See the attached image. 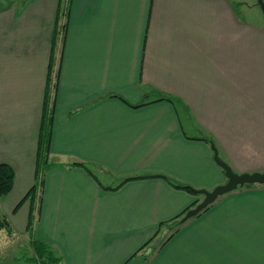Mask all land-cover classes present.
I'll use <instances>...</instances> for the list:
<instances>
[{
	"label": "crops",
	"instance_id": "crops-1",
	"mask_svg": "<svg viewBox=\"0 0 264 264\" xmlns=\"http://www.w3.org/2000/svg\"><path fill=\"white\" fill-rule=\"evenodd\" d=\"M255 4L0 0V127L22 118L8 111L18 96L35 111L27 149H14L27 164L6 162L14 200H2L0 214L13 233L17 225L46 243L58 264H126L148 240L143 264H264V183L222 193L168 238L159 225L203 195L157 175L121 183L145 174L207 190L223 183L201 135L233 171H264V14ZM48 118L56 165L42 172L28 231L29 199L14 207L35 180Z\"/></svg>",
	"mask_w": 264,
	"mask_h": 264
},
{
	"label": "trees",
	"instance_id": "trees-1",
	"mask_svg": "<svg viewBox=\"0 0 264 264\" xmlns=\"http://www.w3.org/2000/svg\"><path fill=\"white\" fill-rule=\"evenodd\" d=\"M110 95L117 96V97L121 98L122 100L126 101L121 96H118L115 94H110ZM161 98H166V99L172 101V97H170V96L160 95L158 97V99H161ZM143 103H145V102H140L138 104H132V106H138V105H141ZM50 132H51V122L49 121V118H48V120L45 119L44 121H42V124L40 126V132H39V137H38V150H37V154H36V159H37V169L36 170L37 171H36V175H35V180H34L33 184L29 187V189L27 190L25 195L21 198V200L14 207V210H16L20 204H22L26 199H29L30 209H29V214H28V225H27L28 231L31 230V225H32V221H33V210H34L35 198L37 199V197L39 195L38 192H39L41 177L40 178H38V177H39V175H42V172H44L47 168H50V167L56 165V162H50L48 159ZM197 138L204 139V140L208 141L210 144L213 143L211 138H207L206 136H203V135H201ZM72 164L83 166L85 169L88 170L89 173L92 174L91 169L88 167V165L85 162L76 161V162H73ZM147 175L162 176L173 186L180 187V188H186V189L190 190L187 185L182 184L180 182H177L165 174H145V175L128 176V177L124 178L121 181V183L126 181V180L139 178V177H145ZM13 178H14V170H13L12 166L6 162H0V196L6 195L11 190V187L13 184ZM245 185H248V184H245ZM197 200H198V198L193 200L190 205L195 204ZM189 206H187L185 208V210H183L181 213L175 215L173 218H171L167 222L161 223L159 225V226H162V225L166 224L169 227L170 230H169V233H168L166 238L170 237L171 234L177 229V227L187 219V218H184V213ZM205 208H203L201 211H203ZM201 211H199L196 214H199ZM0 229L5 230L6 231L5 233L8 235L13 234V228L11 226V223L4 214H0ZM150 241L151 240H148L142 246H140L139 250L142 249L143 247H145L146 245H148L150 243ZM28 242H29L31 249L33 250V255L27 259L30 263H33V264H38V263H41V264H58V257L56 255H54L53 251L50 249V246H48L46 243L39 241L36 238H33L31 235H29V241ZM139 250H137L133 254V256L136 255ZM153 251L154 250H150V252L147 253L148 250L147 251L143 250L139 254V256L143 260V263L148 261L149 256Z\"/></svg>",
	"mask_w": 264,
	"mask_h": 264
},
{
	"label": "rangeland",
	"instance_id": "rangeland-1",
	"mask_svg": "<svg viewBox=\"0 0 264 264\" xmlns=\"http://www.w3.org/2000/svg\"><path fill=\"white\" fill-rule=\"evenodd\" d=\"M247 1L251 2L253 0H247ZM258 6L259 5L255 4L254 9L260 10ZM59 27H61V24L59 25ZM55 81H56L55 78L52 76V79L49 84L50 91L52 92L55 86ZM2 88L3 86L0 83V90ZM3 95L4 94H0V120H2L3 118L1 113L5 107V106L3 107V105H5ZM10 106L12 107V109H8L9 113H15V112L20 113L22 114V118H18L19 123L16 124L12 123L13 125L8 127H0V162L4 160L5 162L13 161L14 163L20 162L27 164L28 161L27 154L21 153L20 156H18V154L14 152V149L20 145L24 146L27 149L31 141V137L34 131L33 129L35 127V123H32V120L34 119L35 116L33 103L28 102L27 100H21L20 96H18L16 99L12 100ZM35 166L37 167V165ZM40 177L41 175H39L38 178ZM202 197L203 196H200L199 197L200 199H198L197 201L201 200ZM2 200H5L6 202L5 206L8 207L14 200L13 195L8 194V195L0 196V204H4ZM195 204L190 205L187 209L193 207ZM3 209L4 208H2V206L0 205V213L3 212ZM15 226H16V229L14 231L15 233H13L12 235H8L5 233L6 232L5 230L0 229V264H33L27 260L30 256L33 255V250L31 249L28 242L29 241L28 234L18 229L17 225ZM154 244L152 243L151 245H149L150 250H154L152 246Z\"/></svg>",
	"mask_w": 264,
	"mask_h": 264
},
{
	"label": "water",
	"instance_id": "water-1",
	"mask_svg": "<svg viewBox=\"0 0 264 264\" xmlns=\"http://www.w3.org/2000/svg\"><path fill=\"white\" fill-rule=\"evenodd\" d=\"M257 3L264 14V0H257ZM213 159L215 162L223 169L226 180L214 186L211 190L203 188H194L188 186V188L198 194H202L203 197L199 200L193 207L187 209L184 213V218H189L203 208H205L209 203L213 202L215 198L222 193L235 189L237 186L243 184H252V183H264V171H253V172H235L221 157H219L217 151L214 149L213 145ZM126 264H143V260L140 256H134L129 259Z\"/></svg>",
	"mask_w": 264,
	"mask_h": 264
},
{
	"label": "bare ground",
	"instance_id": "bare-ground-1",
	"mask_svg": "<svg viewBox=\"0 0 264 264\" xmlns=\"http://www.w3.org/2000/svg\"><path fill=\"white\" fill-rule=\"evenodd\" d=\"M190 191V190H189Z\"/></svg>",
	"mask_w": 264,
	"mask_h": 264
}]
</instances>
